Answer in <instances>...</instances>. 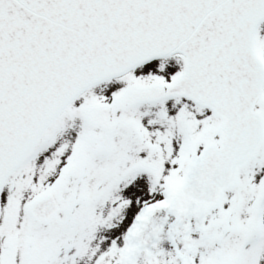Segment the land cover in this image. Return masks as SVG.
Returning <instances> with one entry per match:
<instances>
[{"label":"snow or ice","instance_id":"snow-or-ice-1","mask_svg":"<svg viewBox=\"0 0 264 264\" xmlns=\"http://www.w3.org/2000/svg\"><path fill=\"white\" fill-rule=\"evenodd\" d=\"M0 264H264V0H0Z\"/></svg>","mask_w":264,"mask_h":264}]
</instances>
